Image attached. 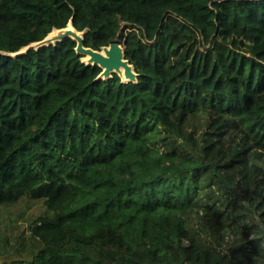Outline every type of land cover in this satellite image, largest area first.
<instances>
[{
    "label": "trees",
    "instance_id": "trees-1",
    "mask_svg": "<svg viewBox=\"0 0 264 264\" xmlns=\"http://www.w3.org/2000/svg\"><path fill=\"white\" fill-rule=\"evenodd\" d=\"M71 18L137 80L71 37L12 55ZM260 46L264 0H0V213L41 204L0 264H264Z\"/></svg>",
    "mask_w": 264,
    "mask_h": 264
},
{
    "label": "water",
    "instance_id": "water-1",
    "mask_svg": "<svg viewBox=\"0 0 264 264\" xmlns=\"http://www.w3.org/2000/svg\"><path fill=\"white\" fill-rule=\"evenodd\" d=\"M68 25H71L77 31L73 29H65ZM65 27L53 28V29H62L61 34L51 37L49 34L53 31L51 30L43 39L32 42L20 50L13 52L12 55L20 54L28 51L30 48H39L43 45H49L50 43H57L58 41L64 40L66 38H73L76 40V51L82 55V60L87 64L99 65L102 67L98 77L108 78L113 75L114 72L118 73L121 76L122 80H132L136 81L138 73L134 68L133 63L125 56V50L123 43L117 37L110 44L103 45L100 49L93 48L91 46L85 45V33L86 29L79 30L77 29L72 21V18L69 20L68 24ZM89 56V59L84 57ZM122 69H124V75L121 74Z\"/></svg>",
    "mask_w": 264,
    "mask_h": 264
},
{
    "label": "rangeland",
    "instance_id": "rangeland-1",
    "mask_svg": "<svg viewBox=\"0 0 264 264\" xmlns=\"http://www.w3.org/2000/svg\"><path fill=\"white\" fill-rule=\"evenodd\" d=\"M261 48V46H260ZM251 49V48H250ZM261 49H264V47H262ZM259 49V50H261ZM250 53H253L256 55V50L253 49V50H249ZM40 203H38L37 205L35 206H29V203H25V202H20L19 204L17 205H14L12 207H10V213H9V217H5L4 215H2L0 213V225L4 222V221H8L9 218L11 217H15V218H18V221H16L15 219V224H23V223H26L25 222V219L23 218V216H26V215H30V214H33L34 212H36L38 210V208L40 207ZM6 213V212H4Z\"/></svg>",
    "mask_w": 264,
    "mask_h": 264
},
{
    "label": "bare ground",
    "instance_id": "bare-ground-1",
    "mask_svg": "<svg viewBox=\"0 0 264 264\" xmlns=\"http://www.w3.org/2000/svg\"><path fill=\"white\" fill-rule=\"evenodd\" d=\"M73 29V31H77L75 28H73L71 25H68L67 27H65V29L64 30H66V29ZM62 31V29H53V31L49 34V36H50V38L51 37H54V36H57L58 34H61V33H63V32H61ZM85 59H89V56H86V57H84ZM124 73V69H122V72H121V74H123ZM124 75V74H123Z\"/></svg>",
    "mask_w": 264,
    "mask_h": 264
}]
</instances>
